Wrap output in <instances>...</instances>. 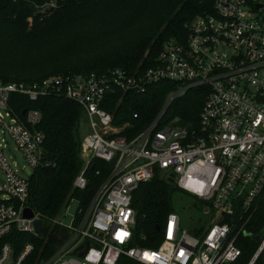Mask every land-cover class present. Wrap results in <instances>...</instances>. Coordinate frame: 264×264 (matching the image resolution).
<instances>
[{
  "label": "built area",
  "instance_id": "1",
  "mask_svg": "<svg viewBox=\"0 0 264 264\" xmlns=\"http://www.w3.org/2000/svg\"><path fill=\"white\" fill-rule=\"evenodd\" d=\"M161 82L172 87L156 115L131 138L124 135L133 128L129 123L115 125L103 105L118 92L144 94ZM192 91L203 95V104L197 130L189 131L170 113ZM12 94L30 102L63 96L75 103L87 132L81 139L82 170L73 187H87L86 172L95 164L100 165L95 175L102 176L70 226L59 218L52 221L57 229L49 235L55 249L39 264H116L121 257L141 264L238 260L237 241L264 196V0H213L211 13L187 26L185 40H170L154 65L141 72L114 68L102 74H60L30 84L0 82V239L14 228L32 236L42 235L45 228L42 221V233L34 231L33 221L40 218L33 210V218L23 217L29 177L43 158L45 135L38 129L42 116L30 109L19 119L9 107ZM10 142L30 175L15 166ZM171 174L173 184L201 205L202 215L213 212L210 224L201 226L202 235L196 236L181 228L173 212L160 228L157 249L131 247L134 191L155 175L169 183ZM263 249L264 237L255 255ZM33 250L27 243L15 256L6 243L0 248V264H22Z\"/></svg>",
  "mask_w": 264,
  "mask_h": 264
},
{
  "label": "trees",
  "instance_id": "2",
  "mask_svg": "<svg viewBox=\"0 0 264 264\" xmlns=\"http://www.w3.org/2000/svg\"><path fill=\"white\" fill-rule=\"evenodd\" d=\"M53 4V7H50ZM213 0H0V82L35 83L60 74H102L121 68L132 73L154 65L170 40L183 42L187 26L199 16L212 12ZM172 85L161 82L144 94L118 92L103 108L115 125L129 123V138L139 133L156 115ZM203 95L187 93L172 107L177 125L197 130ZM9 107L23 119L22 111L36 109L42 119L38 127L45 135L41 164L29 177L26 206L39 215L45 228L40 236L17 229L0 239V248L9 244L15 256L31 243L34 250L22 264H39L55 249L53 220L77 201L83 210L102 180L95 164L86 172L87 187H73L82 170L81 109L63 96L44 97L30 102L19 94L10 96ZM133 114L137 118H133ZM180 190L158 175L142 183L132 195L136 222L131 247L157 249L162 241L157 225L173 213L172 198ZM247 233L264 231V196L244 225ZM203 227L192 234L201 236ZM261 241L243 234L237 241L241 255L235 263L249 264ZM116 264H141L121 257ZM253 264H264V249Z\"/></svg>",
  "mask_w": 264,
  "mask_h": 264
},
{
  "label": "rangeland",
  "instance_id": "3",
  "mask_svg": "<svg viewBox=\"0 0 264 264\" xmlns=\"http://www.w3.org/2000/svg\"><path fill=\"white\" fill-rule=\"evenodd\" d=\"M87 132V125L82 120L80 125V137L83 138L85 133ZM10 151L11 155H13V162L16 163L15 166L19 169H22V174L30 175L31 170L28 166H26L23 156L20 152H18L14 146L10 142ZM14 166V165H13ZM1 176V173H0ZM172 206L174 209V213L177 214L180 218V225L183 230L192 233L195 228H199L201 226L209 225L210 221L213 217V212L208 215H202V207L201 205L192 199L189 195L179 191L173 195L172 198ZM78 210V202L73 201L70 205L60 214L59 220L65 226H70L73 221V217ZM254 257V256H253ZM253 259V258H252ZM251 259V260H252ZM250 260V263H251ZM249 263V264H250Z\"/></svg>",
  "mask_w": 264,
  "mask_h": 264
},
{
  "label": "water",
  "instance_id": "4",
  "mask_svg": "<svg viewBox=\"0 0 264 264\" xmlns=\"http://www.w3.org/2000/svg\"><path fill=\"white\" fill-rule=\"evenodd\" d=\"M24 114H25V111L22 112V115H24ZM167 181H168L170 184H173V183H174V179H173V175H172V174L168 177ZM33 216H34V213H33V211H32L31 209L26 208V209L23 211V217H24L25 219L33 218ZM33 227H34V231H35L37 234H41V233H42V227H43V222H42V220H40V219H35V220L33 221ZM160 228H161L160 225H157L156 230H157V231H160ZM244 236H245V237H249V238H251L252 240H255V241H261L262 238L264 237V231L258 233L257 235H253V234H251V233H247V232H245V233H244ZM258 255H259V253H257V254L253 257V259L251 260V263H250V264H253V263H254V261L256 260V258H257ZM79 256H81V255H79Z\"/></svg>",
  "mask_w": 264,
  "mask_h": 264
},
{
  "label": "snow or ice",
  "instance_id": "5",
  "mask_svg": "<svg viewBox=\"0 0 264 264\" xmlns=\"http://www.w3.org/2000/svg\"><path fill=\"white\" fill-rule=\"evenodd\" d=\"M122 235H126V234H122ZM118 239L120 238L119 236L117 237ZM146 258H148V254H145Z\"/></svg>",
  "mask_w": 264,
  "mask_h": 264
}]
</instances>
